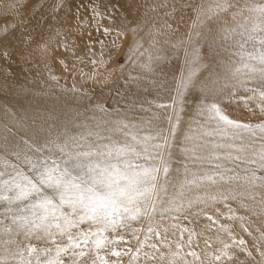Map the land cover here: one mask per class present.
<instances>
[{"label": "snow or ice", "instance_id": "1", "mask_svg": "<svg viewBox=\"0 0 264 264\" xmlns=\"http://www.w3.org/2000/svg\"><path fill=\"white\" fill-rule=\"evenodd\" d=\"M9 7L0 264H264L251 219L264 222V119L228 111L264 114V0H53L27 19ZM85 60L99 91L75 81ZM109 61L114 78L95 71ZM37 63L46 77L13 71Z\"/></svg>", "mask_w": 264, "mask_h": 264}, {"label": "bare ground", "instance_id": "2", "mask_svg": "<svg viewBox=\"0 0 264 264\" xmlns=\"http://www.w3.org/2000/svg\"><path fill=\"white\" fill-rule=\"evenodd\" d=\"M4 1L5 2H3V0H0V28L4 24H8V25H11L12 23L18 24L20 19H21V16L16 15V9L9 7L11 5H15L17 2L16 1H11V2L7 1L6 2V0H4ZM19 3L24 4L23 0H20ZM19 11L23 14V18L27 17L30 14L28 5L26 8H20ZM95 34L96 33H92L93 37L95 36ZM107 39L111 40V37H108ZM13 59H15V57H13ZM37 64H40V63H37ZM37 64H34L31 72H29L26 67L22 70L18 64H14L13 65V71L16 73V75L20 81H23L25 76L28 77L29 82L32 80V78L34 76L39 75V76L46 77L48 75L47 74L48 72H46L47 71L46 68L45 67L40 68L37 66ZM55 64H56L57 73L63 74V76L65 75L66 77H72L71 75H68L67 73L64 72L63 67L59 64L58 61H56ZM41 67H43V66H41ZM2 68H3V61H0V70H2ZM113 68H115V71H113V73H112V76L114 78L116 75H118V71H120L119 67H117V65L114 62L109 61L106 65L96 67L95 71L104 72L105 69L111 70ZM77 69H78V74L76 75L75 78L78 79V81H79L80 76H81L79 74V70H82L86 74H90L94 70V66L89 64L88 61H86V60L82 61V62L77 61ZM2 78H3V73H2V71H0V80H2ZM81 81H82V84H84V85H87L89 87H95L97 91H99V89L101 87L100 85L94 84L93 81L88 80L85 77H82ZM72 82H70L71 85H72ZM68 83H69V81H68ZM71 85H68V86L71 87ZM3 109H4V107H3L2 101H0V112H2ZM1 117H4V116L1 115ZM1 123H3V122H1ZM212 234L213 235L215 234L214 229L212 231ZM217 246H219V245H217Z\"/></svg>", "mask_w": 264, "mask_h": 264}, {"label": "rangeland", "instance_id": "3", "mask_svg": "<svg viewBox=\"0 0 264 264\" xmlns=\"http://www.w3.org/2000/svg\"><path fill=\"white\" fill-rule=\"evenodd\" d=\"M7 1L8 2L16 1L17 3L15 5L21 4V3H19L20 0H6V2ZM3 2H5V1L3 0ZM52 2H53V0H23V3L25 5H28L29 11H30V14L27 17H25V19L31 18L32 11H33V6L34 5H38V4H41V3L51 4ZM107 23H108L107 20H105L103 22L104 25H107ZM5 26H8V24H4L3 26H1L0 29L4 28ZM93 33H96V32L93 31ZM97 35H98V33L95 34L94 38ZM95 48H96L97 53H99V51H100V45L99 44L96 45ZM105 51H107V49H105ZM126 53H127V48H121L120 55H125ZM96 58L99 59V56H97ZM55 63H56V61H53L50 64V67L52 69L53 74L58 75V76H61L63 78L65 75L63 76V74L57 73L56 64ZM37 66L40 67V68H44V65L42 63L37 64ZM41 66H43V67H41ZM118 74H119V71H118ZM81 80H82V76H80L79 81H78V79L75 78V81H76L77 85H81L82 84V81ZM68 81H69V83H68ZM72 81H73V77H67V80H66L67 85H71L70 82H72ZM60 82H61V84H64L65 83V80L64 79H61ZM249 107L253 108V111L252 112L248 111V109L245 108L243 102H240L239 105L235 104V102H234L233 105H230L228 107V111L232 115L233 118L239 117V118L244 119L245 121L251 120L252 122H257L260 119H264V114H261L260 111H259V109L256 108L254 104H249ZM3 114H4V109H3L2 112H0V123L3 122L4 119H5V114L4 115ZM1 115L4 116V117H1ZM221 207L223 208L222 205H221ZM233 207L234 208L237 207L234 202H233ZM239 214H245L246 215V213H244L243 209H239L238 210V215ZM251 219L255 222V227H260L262 230H264V222H262L261 220H258L256 217H251ZM232 223H233V232H234V234H236L238 236L242 235V236H244V238L246 240L249 239V237L247 236V234L246 233H243L242 230L239 228V221L238 220H236V221H234ZM222 239L227 240L228 238H227L226 235H222ZM202 247H203V244H201V248Z\"/></svg>", "mask_w": 264, "mask_h": 264}]
</instances>
